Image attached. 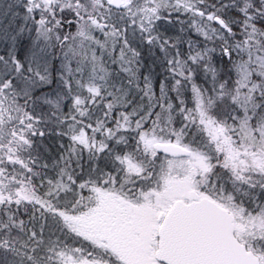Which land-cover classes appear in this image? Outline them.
Wrapping results in <instances>:
<instances>
[{"label": "snow or ice", "instance_id": "obj_1", "mask_svg": "<svg viewBox=\"0 0 264 264\" xmlns=\"http://www.w3.org/2000/svg\"><path fill=\"white\" fill-rule=\"evenodd\" d=\"M0 264H264V0H0Z\"/></svg>", "mask_w": 264, "mask_h": 264}]
</instances>
